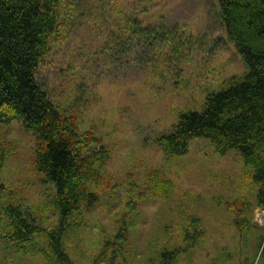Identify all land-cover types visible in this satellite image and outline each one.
Masks as SVG:
<instances>
[{
	"label": "rangeland",
	"instance_id": "rangeland-1",
	"mask_svg": "<svg viewBox=\"0 0 264 264\" xmlns=\"http://www.w3.org/2000/svg\"><path fill=\"white\" fill-rule=\"evenodd\" d=\"M85 2L93 4L88 18L58 36L37 73L49 99L107 154L97 202L63 230L71 263L159 264L166 248L178 251L175 264H264L260 184L243 156L219 154L205 138L182 155L156 143L179 115L201 111L248 72L216 0ZM132 28L165 36L145 60L124 54ZM55 201L36 168L32 133L17 120L0 125V205L29 211L51 231L60 220ZM6 221L0 211V264H59L44 234L23 252L6 243Z\"/></svg>",
	"mask_w": 264,
	"mask_h": 264
},
{
	"label": "trees",
	"instance_id": "trees-1",
	"mask_svg": "<svg viewBox=\"0 0 264 264\" xmlns=\"http://www.w3.org/2000/svg\"><path fill=\"white\" fill-rule=\"evenodd\" d=\"M216 2L225 33L248 72L208 97L201 111L179 115L156 143L166 155L185 154L195 138L208 139L219 154L236 150L254 170L252 179L260 184L257 202L264 209V0ZM92 6L85 0H0V125L17 120L32 133L36 168L54 186L60 214L58 228L45 231L29 211L0 205L8 218L6 243L23 252L27 249L21 244L44 234L59 264H72L62 248L63 230L97 202L95 187L107 154L94 150L90 136L79 133L74 120L49 99L37 73L51 44L87 19ZM130 35L124 54L138 60H145L165 37L150 28H132ZM177 252L161 249L159 264H175Z\"/></svg>",
	"mask_w": 264,
	"mask_h": 264
}]
</instances>
